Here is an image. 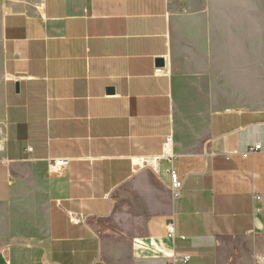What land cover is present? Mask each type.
Instances as JSON below:
<instances>
[{
	"label": "crops",
	"instance_id": "crops-1",
	"mask_svg": "<svg viewBox=\"0 0 264 264\" xmlns=\"http://www.w3.org/2000/svg\"><path fill=\"white\" fill-rule=\"evenodd\" d=\"M252 2L7 0L0 264H264ZM168 135L175 158L156 167Z\"/></svg>",
	"mask_w": 264,
	"mask_h": 264
},
{
	"label": "built area",
	"instance_id": "built-area-1",
	"mask_svg": "<svg viewBox=\"0 0 264 264\" xmlns=\"http://www.w3.org/2000/svg\"><path fill=\"white\" fill-rule=\"evenodd\" d=\"M262 148V145L260 143L256 144L254 147H252L249 151L246 152H239V151H232L229 153V157L231 155H238L241 154L242 156L246 157L249 153L252 151H257ZM175 158V149H174V138L173 135H168L166 138V141L164 143L163 151L160 155H155L151 157L152 159V164H154L156 167H158L159 163L162 160H171L173 161ZM68 163L66 159H58L54 161L52 164L53 167L55 168H60L65 166ZM171 188H172V193L173 197L179 198L181 195V191L183 188V180L179 176L178 172L174 169L171 170ZM166 234L169 238L171 239H176L177 233H176V225L174 221H169L166 225ZM182 238H185V236H182ZM191 259L190 255H184L182 257V261L187 263ZM176 258L173 257V259L170 260L169 264H175Z\"/></svg>",
	"mask_w": 264,
	"mask_h": 264
},
{
	"label": "rangeland",
	"instance_id": "rangeland-1",
	"mask_svg": "<svg viewBox=\"0 0 264 264\" xmlns=\"http://www.w3.org/2000/svg\"><path fill=\"white\" fill-rule=\"evenodd\" d=\"M7 0H0V29H1V18L3 12L5 10V3ZM253 10H261L262 11V20L264 15V0H253L252 2ZM264 35L262 34V41ZM254 40V38H253ZM263 77V76H262ZM4 77L2 75L1 70V50H0V105L2 101V87H3ZM251 85V94L252 97L243 100V106L250 107H264V80L262 81H253L250 83Z\"/></svg>",
	"mask_w": 264,
	"mask_h": 264
},
{
	"label": "water",
	"instance_id": "water-1",
	"mask_svg": "<svg viewBox=\"0 0 264 264\" xmlns=\"http://www.w3.org/2000/svg\"><path fill=\"white\" fill-rule=\"evenodd\" d=\"M157 64L160 65V66H163L164 65V59H158L157 60Z\"/></svg>",
	"mask_w": 264,
	"mask_h": 264
}]
</instances>
